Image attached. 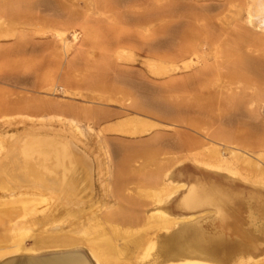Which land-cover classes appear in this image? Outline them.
Listing matches in <instances>:
<instances>
[{"label":"crops","instance_id":"obj_1","mask_svg":"<svg viewBox=\"0 0 264 264\" xmlns=\"http://www.w3.org/2000/svg\"><path fill=\"white\" fill-rule=\"evenodd\" d=\"M112 1L97 4L111 7ZM133 3L124 0L128 14L123 21L131 25L122 38L110 26L114 15H93L88 26L80 10L69 16L64 1L60 9L44 14L22 8L8 17L9 30L0 31V37L9 35L0 40V116L28 112L33 118L77 122L102 134L113 162L104 197L115 200L110 223L123 230H146L151 215L164 214L174 236L176 230L193 229L201 216L222 220L229 206L239 205V190L234 189L239 180L232 169L212 167L225 165L224 151L264 149V138L254 130L251 138L239 130V47L221 43L216 47L223 56L220 62L179 74L202 49L183 51V40H193L195 32L182 40L171 33L165 42L160 39L169 36L158 25L150 36L155 43H150L143 29L148 23L162 24L163 16H132ZM69 30L87 34L90 44L75 39L67 47L58 35ZM228 54L237 56L235 69L229 67ZM102 246L107 247L103 255L115 262L113 244L108 240ZM187 260L216 261L186 257L177 263Z\"/></svg>","mask_w":264,"mask_h":264},{"label":"rangeland","instance_id":"obj_2","mask_svg":"<svg viewBox=\"0 0 264 264\" xmlns=\"http://www.w3.org/2000/svg\"><path fill=\"white\" fill-rule=\"evenodd\" d=\"M60 1L67 3L69 16L80 10L84 20L90 22L85 23L88 26L92 25L93 15L104 11L114 15L110 26L119 38L131 25L123 21L124 14H128L124 0H113L115 5L111 7L98 5L97 0H0V31L9 30L6 19L19 15L22 8L44 14L60 9ZM256 1L259 0H147L141 3L133 0L132 10L136 11L131 15L163 16L162 24L148 23L143 29L150 43L155 41L150 36L158 25H163L165 36H169L160 39L165 42L171 40V33L179 34L182 40V36L195 32L193 40H183L187 44L182 47L183 51L188 54L197 53L199 46L202 49L194 56L195 62L177 70L179 74L194 68L206 70L208 64L220 62L223 56L216 52V47L221 43H226L222 47H239V130L248 132L249 138L253 130L264 138V28L254 19ZM99 24L102 25L101 22L95 25ZM201 33L208 39L202 38ZM58 36L67 47L77 40L81 45L91 41L87 34L75 30ZM7 38L9 35L5 33L0 40ZM204 41L211 42V46ZM237 56L227 55L229 67L235 69L233 62ZM163 69L164 73L169 70L165 66ZM24 136L56 139L77 149L91 167L92 191L83 196L82 202L86 205L68 210L71 214L64 218L60 214L62 209L56 207L58 217L63 219H50L47 213L53 201L49 193L27 190V185L22 183L12 185L10 190H0V264H17L27 259L48 263L75 256L84 258L88 264H180L177 262L185 257L214 259L213 264H264V149L224 151L226 159L222 164L225 165L212 169H232L231 174L239 180L233 182L234 189L239 190V205L229 206L222 220L201 216L193 229L176 230L173 236L170 219L162 215H151L148 228L140 231L123 230L110 223L108 214L115 200L104 197L109 194L113 162L102 134L95 133L90 126L59 118H33L28 112L5 114L0 116V159L12 139ZM41 196L49 200L44 202ZM108 240L118 252L115 262L103 255L107 247L102 245ZM141 240L144 243L140 247Z\"/></svg>","mask_w":264,"mask_h":264},{"label":"bare ground","instance_id":"obj_3","mask_svg":"<svg viewBox=\"0 0 264 264\" xmlns=\"http://www.w3.org/2000/svg\"><path fill=\"white\" fill-rule=\"evenodd\" d=\"M255 5L252 6L253 9ZM254 12L256 15V18L254 17V19L257 20L260 25L257 24L260 28H264V0H259L257 2V7ZM7 147V150L4 151L5 155L0 159L1 191L10 190L12 185L22 183L23 185H27L25 186L27 190H30L31 188L35 191L49 193L50 196L48 197L53 201H50L52 202L50 204H53V207L51 208L50 205V209L47 213L48 218L50 219H53V217L63 219L65 216L71 214L68 210L72 211V208L74 207L77 209L81 205H86L83 204L82 199L84 194L86 195L87 192L92 191V171L90 170L91 167L85 160L84 156L82 157V154L78 153L77 149L68 145L60 144L56 139L49 140L38 136L35 138L30 136H24L23 138L17 137L12 139ZM9 183H11V185ZM48 197L41 196L42 201L44 200V202H47L49 200ZM80 197H82L81 200H78ZM56 207L62 209V212L59 211L61 212L60 214H63V218L62 216L60 218L58 217L60 214H57L58 211L54 210ZM162 215L164 216V214ZM186 262V264H196L195 262L197 261L188 262L187 260ZM198 263L209 264L204 262ZM8 264L16 263L10 262ZM17 264L88 263L84 258L75 256L61 260H53L48 263H35L34 261L27 259L22 260Z\"/></svg>","mask_w":264,"mask_h":264}]
</instances>
